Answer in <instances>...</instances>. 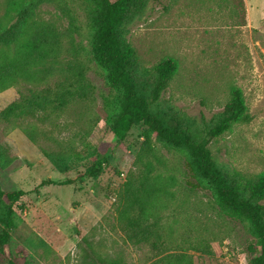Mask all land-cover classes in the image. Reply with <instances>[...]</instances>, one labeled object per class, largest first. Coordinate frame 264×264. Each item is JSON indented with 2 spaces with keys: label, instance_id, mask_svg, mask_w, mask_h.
Masks as SVG:
<instances>
[{
  "label": "rangeland",
  "instance_id": "obj_1",
  "mask_svg": "<svg viewBox=\"0 0 264 264\" xmlns=\"http://www.w3.org/2000/svg\"><path fill=\"white\" fill-rule=\"evenodd\" d=\"M28 3H35L36 20L60 32L59 47L33 67L36 79L21 78L0 92V112L31 89L52 86L62 78L59 69L76 63L84 65L92 88L50 120L0 121L1 188L25 191L0 264H250L254 238L246 224L219 210L189 172L184 150L154 135L147 139L143 124L122 140L110 131L105 98L113 92L92 55L88 4L0 0L2 24L12 8ZM121 35L136 50L135 79L146 94L154 67L167 58L176 62L154 109L196 133L218 120L232 89L240 88L251 120L234 124L209 148L231 180L264 173V0H147L124 21ZM49 65L57 71L42 77ZM97 163L96 176L58 183ZM144 174L163 187L151 214L161 235L158 248L129 240L120 215L127 178L138 186Z\"/></svg>",
  "mask_w": 264,
  "mask_h": 264
},
{
  "label": "trees",
  "instance_id": "obj_2",
  "mask_svg": "<svg viewBox=\"0 0 264 264\" xmlns=\"http://www.w3.org/2000/svg\"><path fill=\"white\" fill-rule=\"evenodd\" d=\"M84 2L88 4L92 55L105 71L106 84L113 92L112 97L105 98V105L111 110L110 131L122 140L134 126L143 124L147 139L154 135L167 145L184 150L189 172L201 187L210 191L219 210L246 224L254 238V243L249 246L250 264H264V173L243 181L231 180L209 148L212 140L228 132L234 124L251 120L241 89H232L231 98L220 117L203 134L182 126L174 116L154 109V104L173 79L176 62L167 58L154 67L153 86L146 94L138 88L135 79L136 50L121 35L124 21L131 12L142 9L147 0ZM34 4L12 8L9 23L2 24L0 20V92L21 78L36 79L38 76L33 67L43 64L59 47L60 32L34 18ZM84 70L81 63L71 65L67 70L59 69L61 79L52 86L31 89L28 95L10 103L0 112V121L10 122L19 117L45 121L61 114L73 99L86 98L90 92L92 86ZM56 71L53 65H49L41 76L54 75ZM52 160L64 171L59 161ZM100 164H94L83 174L58 183L68 185L96 176ZM127 180L120 210L127 238L138 243L151 242L152 248H158L161 235L157 233L158 224L151 221V214L157 210V199L163 187L154 183L149 174L143 175L138 186H135L132 176ZM44 182L54 183L50 179ZM24 194L23 190L5 191L0 185V252L11 241L15 206ZM175 261L182 260L177 257ZM111 264L123 262L114 261Z\"/></svg>",
  "mask_w": 264,
  "mask_h": 264
}]
</instances>
